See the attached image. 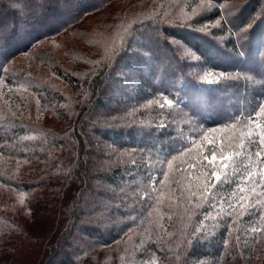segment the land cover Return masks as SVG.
<instances>
[{
    "label": "trees",
    "instance_id": "trees-1",
    "mask_svg": "<svg viewBox=\"0 0 264 264\" xmlns=\"http://www.w3.org/2000/svg\"><path fill=\"white\" fill-rule=\"evenodd\" d=\"M182 2L0 0V264H100L122 258L132 264L149 250L160 257L161 264H197L199 260L204 264H264V190L255 187L253 177L248 176L250 167L264 154L259 136L246 133V117L255 110L252 106L224 114L234 104L223 95L208 115L210 119L219 115L209 125L214 130L209 133L213 148L223 151L229 147L235 153L209 193L202 192L211 175L201 173L211 170L203 161L206 141L201 133L195 142L179 143L171 150L159 169L155 190L147 192L149 180L139 179V175H145L143 167L155 156L153 148L141 149L122 139L134 136L138 118L157 120L160 115L145 107L146 116L145 110L141 112L143 105L127 107L95 99L109 89L105 83L131 56L123 49L127 22H131L126 29L130 33L154 25L167 38H173L174 32L186 40L194 35L211 42L197 27L221 16L226 19V15L217 7L191 19L181 17ZM258 9L259 3L250 16ZM254 22L247 20L241 26L248 28L245 34L249 38L255 35ZM70 33L75 38L85 33L80 42L87 47L65 54V58L69 55L86 62L85 68L71 67L75 72L40 55L53 51L49 40ZM241 44L230 39V53L216 47L212 57L216 59L220 53L228 60L232 53L239 56V61L234 58L229 64L226 60L218 68L232 75L238 70L242 77L237 90L252 91L253 99L262 97L264 40H256V45ZM197 45V53L206 58L208 47ZM111 61L113 66H109ZM42 67L72 86L86 78V92L82 97L60 94L42 81ZM250 75L262 79L260 89L248 83ZM7 85L13 86L18 98V87L30 91L36 109L26 115L12 107L11 98L4 93ZM54 102L62 105L61 113L66 110L64 117L54 116ZM70 108L73 110L68 111ZM121 113L124 117L113 119ZM120 121L126 123L124 128L116 126ZM166 128L160 131L163 141L172 134ZM92 132L110 145L102 151L90 149ZM186 164L195 168L190 177L189 169H183ZM89 230L108 234L110 241L95 242ZM74 251L82 252L81 260Z\"/></svg>",
    "mask_w": 264,
    "mask_h": 264
},
{
    "label": "rangeland",
    "instance_id": "rangeland-1",
    "mask_svg": "<svg viewBox=\"0 0 264 264\" xmlns=\"http://www.w3.org/2000/svg\"><path fill=\"white\" fill-rule=\"evenodd\" d=\"M177 1H183L178 9L181 17L186 15L187 18L191 19L198 17L199 14L207 13L210 10L213 11L217 7L226 15V19L221 16L220 19L215 20L213 23L205 22L202 26L197 27L196 31L201 34L206 33V35L210 37L211 42H206L204 38L194 35H189V40H186L183 37H178L174 32L173 34L175 36H172L173 38H171V36L167 38L160 32V29L154 25H148L141 28L139 31L136 30V32L133 31L134 33H130L131 29H129L128 32L126 29L131 27V22H127L126 29L123 31L126 32L124 33L125 41L123 44L126 47L123 49L129 53L128 57L131 56L126 59L127 62L124 63V66H122L118 74L114 75V77L110 78V80L105 83L106 87L109 89L101 91V94L98 93L95 99H102L104 101L109 99L111 101L125 103L124 105L127 107L131 105L142 107L141 105H143L144 107H142L141 112L145 110L144 114L146 116L148 112L145 107H147L149 109L148 111L151 113L160 115V118L157 120L138 118L135 124L136 126L132 129L134 136L132 138L124 137L122 139L123 143H132L141 149H146L147 145L153 148L155 156L151 157L143 167V170H146L145 175L143 176L144 173L139 175V179L143 177V180H149L148 182L150 185L147 192H153L155 190V183L159 177V169L171 150L179 143L191 144L196 141V136H198V134H203L206 141L203 161L206 162L207 165H205V167L211 170V173L203 171L201 175L203 177L207 175L211 176H208L209 181L205 184V188L202 189V192L209 193L210 189L219 181L216 179V176L222 177L223 171L227 169L228 164L235 156L233 149L229 147L223 149V151L214 149V142L209 135L210 132L214 131L212 130L213 127L209 125L217 121L219 115L217 119L214 115V118L210 119L208 115H210L209 113L213 110V105L220 101L221 96L223 99L225 96H228V103L234 104L232 106L228 105L226 113L224 114H233L236 110L243 111L247 105L255 109L246 117L249 125L248 132L246 133H250L254 137L259 136L258 140L262 145L261 151L264 153V95H262V97L256 96L253 99L252 91L248 93L243 90H237L238 80H241L242 77L238 70L234 72L235 75H232L233 72L227 74L226 71L218 68V64L223 65L222 62L228 60L221 55L223 53H220L216 59L212 57V53L215 56V50L213 48L216 47L225 48L226 52L230 53L231 49L227 44L228 40L233 38L236 39L239 45H242V41H244L246 45H250L251 43V45H256V40H264V0H262L263 2H259V0ZM257 3H259V9L256 10V13L251 17L250 13L252 9L256 7ZM170 8H173V6H170ZM247 8L249 9L246 10ZM170 11L172 12L174 10L170 9ZM247 20H255L253 24L255 35H252L253 38H249L248 35L245 34L246 29H248L247 27L241 28L242 24ZM223 27L227 28V32H219ZM190 28L194 29V27ZM236 29H239V33L235 32ZM260 30L263 34L258 35L257 33ZM178 32L181 33L180 30ZM83 34L85 33H82L78 38H75L71 33L61 34L49 40L53 44V47L50 46V48H53V51L45 50L42 51L40 55L48 62L57 60L56 63L60 64L64 69L72 70L71 67L75 66L78 68H85V61L77 58L72 59L69 55L65 58V54L71 52V49L77 51L87 50V47L85 49V46L80 42ZM131 34L132 38L126 39V36ZM87 39H85V41L89 44L88 40H90V38ZM49 41L44 42L46 44ZM195 41L202 47H208L209 50L206 51L210 53L206 58L204 55L200 56L197 53L196 48L198 45ZM68 46L71 47L66 48ZM119 53L123 52L119 51ZM234 58H236L237 61L240 59L239 56L232 53L231 59L228 60L229 64L236 61ZM92 59L94 58L92 57ZM85 60H87V58H85ZM15 65L17 66V63H15ZM21 65L20 63L19 66ZM109 66H113L112 61L109 63ZM45 68L46 67H42V70H40L43 73V75H41L43 78L42 81L53 87L54 90L58 91L60 94H64L66 97H82L86 92V78H81V82L78 83V86H72L59 79ZM232 76H235V79H232ZM246 79L250 85H254L256 88L260 89V81H262L260 77L254 80L253 75H250L249 77L247 76ZM7 87L4 93L11 98L10 102L13 103V105H11L12 107L16 106L26 115L36 109V101L33 99L34 95L31 94L30 91H24L21 87H18L17 90H15V93H19L18 98L12 91L13 86L7 85ZM214 100L217 101L213 102ZM92 103L93 102H90L88 106L91 107L93 105ZM51 105L53 111L56 110L54 116L57 117V119L59 116L64 117L66 110L62 113L60 112L62 107L61 104H56L54 102ZM257 106L258 108L256 109ZM71 108L68 109V111L73 110ZM139 113L140 112H138V116ZM117 115V118L113 116L114 120H120V118L124 117V113ZM107 121H111V119ZM63 122L66 123L65 120ZM125 125L126 123L122 121L116 123V126L119 128H124ZM166 127H171V130ZM162 128H166L172 133L166 141H163L160 136ZM88 141V147H90V149H94L95 147L99 149V151L104 150L107 145H110V141L103 142L101 135L96 132L90 134ZM112 142L111 140V143ZM154 142L157 144H154ZM213 156H215V160L212 159ZM193 168L194 167L189 164L183 167L184 170L189 169V177L191 176V169ZM250 168H248V170L250 169L251 171L248 176L253 177L254 182L257 183L252 184L258 187V189L264 190V154L261 155V158ZM213 173H215V175ZM193 175L194 172L192 171V177ZM199 192L200 191H196L198 195ZM90 231L92 230H89V232ZM90 235L92 240L101 245L110 241L109 235L99 230L92 231ZM74 256L78 260H81L82 252L74 251ZM198 263L204 264L202 260H199ZM100 264L128 263L122 258L117 261L107 259ZM132 264H161V259L154 251L149 250L145 257L135 260Z\"/></svg>",
    "mask_w": 264,
    "mask_h": 264
},
{
    "label": "snow or ice",
    "instance_id": "snow-or-ice-1",
    "mask_svg": "<svg viewBox=\"0 0 264 264\" xmlns=\"http://www.w3.org/2000/svg\"><path fill=\"white\" fill-rule=\"evenodd\" d=\"M213 160H215V156H213V158H212ZM214 175H215V173H213ZM216 179L217 180H219L220 179V177L219 176H216Z\"/></svg>",
    "mask_w": 264,
    "mask_h": 264
}]
</instances>
